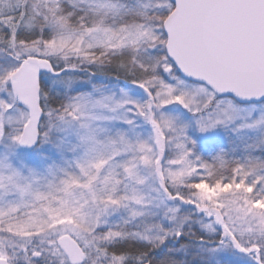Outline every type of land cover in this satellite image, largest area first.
I'll use <instances>...</instances> for the list:
<instances>
[{
    "label": "snow or ice",
    "instance_id": "snow-or-ice-1",
    "mask_svg": "<svg viewBox=\"0 0 264 264\" xmlns=\"http://www.w3.org/2000/svg\"><path fill=\"white\" fill-rule=\"evenodd\" d=\"M0 264H264V0H0Z\"/></svg>",
    "mask_w": 264,
    "mask_h": 264
}]
</instances>
